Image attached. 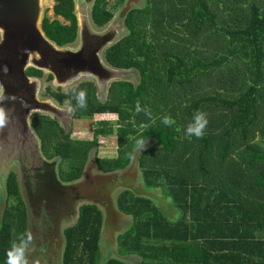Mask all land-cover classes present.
<instances>
[{"label": "trees", "instance_id": "16d2710c", "mask_svg": "<svg viewBox=\"0 0 264 264\" xmlns=\"http://www.w3.org/2000/svg\"><path fill=\"white\" fill-rule=\"evenodd\" d=\"M53 13L42 19L46 35L58 45L74 43L75 0H54ZM113 16L109 0H94L95 26ZM124 22L126 33L104 57L139 77L112 81L105 99L91 80L67 90L46 86L59 103L73 106L74 117L97 120L92 138L83 139L51 115L36 114L31 124L42 153L60 158L59 177L70 182L81 177L92 152L100 171L123 170L136 139H155L137 156L142 183L159 188L180 215L171 219L150 196L123 188L116 206L131 221L117 235L118 248L138 255L139 264H264V0H145L128 9ZM27 72L44 74L32 66ZM74 90L85 91V107H77ZM197 111L207 118L203 135L185 137ZM165 115L171 125L161 122ZM113 133L116 156H99V137ZM6 191L0 264L29 222L16 171ZM103 224L100 206L80 204L76 221L63 229L61 264H134L101 260Z\"/></svg>", "mask_w": 264, "mask_h": 264}, {"label": "water", "instance_id": "95a60500", "mask_svg": "<svg viewBox=\"0 0 264 264\" xmlns=\"http://www.w3.org/2000/svg\"><path fill=\"white\" fill-rule=\"evenodd\" d=\"M44 1L0 0V107L6 113L0 124V200L7 196L6 180L15 166L32 221L48 218L66 205L79 180L62 181L58 158L48 159L42 153L32 117L45 113L65 124L69 110L50 98L41 99L40 77L30 75L27 68L52 74L57 86L90 76L101 92H107L114 80H131L135 71L114 67L104 57L105 49L126 33L128 10L96 28L88 10L92 0H75L78 38L74 43L58 45L42 28Z\"/></svg>", "mask_w": 264, "mask_h": 264}, {"label": "rangeland", "instance_id": "374dc122", "mask_svg": "<svg viewBox=\"0 0 264 264\" xmlns=\"http://www.w3.org/2000/svg\"><path fill=\"white\" fill-rule=\"evenodd\" d=\"M44 2V13H47L51 19L55 18L53 13L54 0H45ZM92 3L93 0L88 6V10H91ZM144 3L145 0H109V7L114 12V15H117L120 11H127L131 7L142 6ZM59 18L63 20L62 17L59 16ZM135 71L130 79L136 81L139 74ZM84 80L93 81L97 87L98 94L102 97L106 96L107 92H101L94 78L90 76H81L70 84L57 86L53 83V78L47 79V73H44L40 77L39 97L41 99L50 98L59 104L47 92L46 86H51L53 89L60 87L63 90H67ZM59 106L67 109L65 104H60ZM115 119V117H110V120ZM96 120V118L88 117L76 118L71 120L65 127L71 130V136L74 138L90 139L93 136L94 122ZM152 145H157V141L155 139L147 140L141 151ZM117 147L116 134L102 135L98 141V155L116 156ZM141 151L137 149L132 162L125 169L113 172L100 171L95 163V155L92 153L85 165L82 177L77 181L78 186L74 189V193L72 192L73 195L69 198L68 203L61 205L53 214H48V218L41 216V218L33 221L29 218L28 232H31L33 242L29 245L26 252L27 264H61L64 244L63 229L76 221L79 206L84 202H94L104 212V224L100 241L101 260L103 261L108 257H120L134 264H139L141 258L138 255L125 254L117 246L118 233L124 231L131 221L130 216L118 211L116 206L117 193L125 187L131 188L136 192H143L142 194L150 196L171 219L178 218L180 215L179 210L173 206L171 199L164 197L159 188L146 187L142 183L141 170L137 159ZM11 170L16 171L18 174L15 166ZM6 197L0 200V222L6 204Z\"/></svg>", "mask_w": 264, "mask_h": 264}, {"label": "clouds", "instance_id": "9594fccd", "mask_svg": "<svg viewBox=\"0 0 264 264\" xmlns=\"http://www.w3.org/2000/svg\"><path fill=\"white\" fill-rule=\"evenodd\" d=\"M74 99L76 101L77 107H85V91L84 90H74ZM136 111H140L139 103L136 105ZM6 113L3 108L0 107V124L4 122V116ZM161 122L164 125H171L173 121L167 116L161 118ZM207 124V118L202 112H194L191 121L184 128L185 137H197L199 138L203 135V130ZM141 128L145 127L143 124L140 125ZM146 138H138L135 140V145L138 150L145 146ZM33 242V236L31 232L25 231L17 235V238L12 241L9 247L5 251L4 264H27L26 252L29 245Z\"/></svg>", "mask_w": 264, "mask_h": 264}, {"label": "flooded vegetation", "instance_id": "af4514ba", "mask_svg": "<svg viewBox=\"0 0 264 264\" xmlns=\"http://www.w3.org/2000/svg\"><path fill=\"white\" fill-rule=\"evenodd\" d=\"M53 78V77H52ZM72 87V86H71ZM63 90V89H62ZM49 93V92H48ZM97 94H98V92H97ZM107 94V93H106ZM99 95V94H98ZM100 96V95H99ZM100 97H102V96H100ZM107 97V95L105 96V97H102L103 99H105ZM57 101V100H56ZM58 102V101H57ZM59 103V102H58ZM60 104H62V103H59L58 105H60ZM63 104H65V105H67V110H69V112H68V117L66 118V119H64L65 120V124L64 123H62V121L61 120H58L57 118V120L62 124V126L63 127H65L67 124H69L70 123V121L71 120H74V119H76V117H74V108H73V106H71V105H69V104H66V103H63ZM53 117V116H52ZM55 118V117H54ZM66 129H67V127H65ZM94 155H95V153L94 152H92ZM91 153V154H92ZM91 154H90V156H91ZM90 156L88 157V159L90 158ZM58 158V157H57ZM95 158V157H94ZM88 159H87V161H88ZM59 161H60V158H58V163H59ZM87 161H86V163H87ZM86 163H85V165H86ZM84 168H85V166H84ZM84 168H83V170H84ZM59 174V173H58ZM82 175H83V171H82V174H81V177H82ZM71 215V214H70ZM69 215V216H70Z\"/></svg>", "mask_w": 264, "mask_h": 264}]
</instances>
